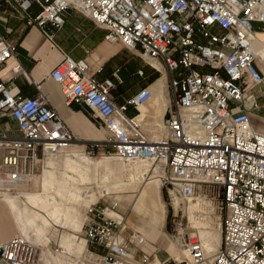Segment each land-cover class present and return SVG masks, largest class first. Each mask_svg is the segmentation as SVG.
Listing matches in <instances>:
<instances>
[{"label":"built area","instance_id":"built-area-1","mask_svg":"<svg viewBox=\"0 0 264 264\" xmlns=\"http://www.w3.org/2000/svg\"><path fill=\"white\" fill-rule=\"evenodd\" d=\"M7 1L51 39L49 26L60 29L68 10L81 11L107 30L108 43L122 44L157 71L158 65L166 68L172 101L164 134L155 131V140L141 119L127 114L129 105L137 109L153 98L148 87L119 106L110 94L114 81L90 75L84 60L65 57L51 77L66 105L83 103L98 114L106 131L101 143L113 147L118 159L150 162L162 174L170 201H190L203 188L220 199L222 240L212 260L201 240L187 235L182 246L191 260L180 263L264 264V133L254 128L249 112L235 107L248 87L264 81L253 49L255 24L264 25V0ZM33 3L40 7L34 17L27 14ZM15 54L16 46L0 32V68ZM11 72L19 74L21 66ZM12 87L11 79L0 81V113H10L18 128V136L0 137V191L10 194L77 141L43 95L16 98ZM251 99L260 109L257 97ZM96 205L86 211L85 252L75 264H150L154 252L142 248L148 239L138 232L127 235L125 216L114 211L117 203ZM45 253L51 260L65 254L58 246L43 251L20 234L0 243V264H42Z\"/></svg>","mask_w":264,"mask_h":264},{"label":"crops","instance_id":"crops-1","mask_svg":"<svg viewBox=\"0 0 264 264\" xmlns=\"http://www.w3.org/2000/svg\"><path fill=\"white\" fill-rule=\"evenodd\" d=\"M39 12L40 7L33 3L27 14L34 17ZM24 14L15 4L7 0H0V32L11 44L16 46L14 57L0 68V81L11 79L13 82L11 92L16 98L35 99L43 95L48 104L59 113L78 141L103 142L106 139V131L102 127L98 114L88 109L83 103L74 102L69 106L66 105L59 83L51 77L52 72L65 57L77 62L84 60L90 75L99 80L111 79L114 81L115 88L110 94L119 106L127 104L143 88L151 89L154 92L153 98L137 109L129 105L127 114L131 117H138L144 122L151 139L159 138L154 133L155 131L164 134V119L172 101L168 89L170 75L164 66L158 65L159 71H157L122 44L108 43L105 40L107 30L97 25L81 11L68 10L65 14V25L60 29L49 26V31L53 35L52 39L39 27L29 26L24 19ZM255 29L256 39L253 49L259 56L257 63L264 71V25L257 23ZM16 65L21 66V72L13 75L11 69ZM143 68L144 76L141 77L138 75V71ZM263 91L264 81L260 85L248 87L244 95V102L234 104H236V111L249 112L254 128L264 133V96L261 94ZM251 96L257 97L260 109L254 108ZM3 136L10 138L18 136L17 125L11 114L7 112L0 113V137ZM2 155L3 152L0 150V163ZM51 159L53 157L49 158L43 167L47 166ZM149 177L157 183L154 175L149 174L141 179V186L148 181ZM140 187L134 195L133 211L129 213L127 208H123L118 214L125 216L129 234L138 232L151 243V247L155 249L153 264H161L160 262L170 264L171 260L179 264L180 262L174 258L175 253L168 249L166 240L160 236L159 228H156L158 223L152 215V207L158 202L159 190L158 196L156 188H154L153 191L148 189L139 197ZM105 188L102 196L106 195L105 193L109 194V189ZM21 190L23 191L18 192L20 196L16 197L0 194V243L7 242L20 234L27 237L32 243H38L43 238L49 240L48 237L40 234L39 221L47 224L50 215L56 216V219L59 220V216L62 215V210L58 207L59 204L55 203V211L50 213L45 203L38 204V198L42 194L34 193L27 187ZM60 193L57 192V194ZM32 199L34 202H31ZM81 206L88 208L91 203L90 201H79L74 212H67L65 215L70 220V225L75 233L82 231L85 222L81 217L79 208ZM110 214L115 216L113 212ZM57 246L63 248L65 252L60 257L72 259L73 254L70 253V250L73 249L60 244ZM45 248L52 250L48 245ZM82 251H85V245ZM44 257V264H53L46 254ZM139 259L140 254H137V260Z\"/></svg>","mask_w":264,"mask_h":264},{"label":"rangeland","instance_id":"rangeland-1","mask_svg":"<svg viewBox=\"0 0 264 264\" xmlns=\"http://www.w3.org/2000/svg\"><path fill=\"white\" fill-rule=\"evenodd\" d=\"M153 170L150 162L128 163L119 160L114 154L113 147L108 144L77 140L65 153L53 157L47 166L40 168L25 185L31 189L30 191L42 194L38 198V204L45 203L50 213L55 211V203H58V207L62 210L59 220L56 219V216L50 215L47 224L39 221L40 234L48 237L49 240L43 238L35 244L43 251L47 245L52 250L59 244L69 247L73 249L70 250V253L73 254L72 259H64L55 255L51 257L52 263L75 264L78 258L84 255L85 251H82V248L85 241L82 231L76 233L73 231L70 220L65 216L67 212H74L79 201H90L91 205L97 204L104 207H111L113 203H117L114 210L116 213H120L123 208H127L130 213L133 211L134 195L141 186V179L153 174ZM105 187L109 189V194L102 196ZM143 187L145 192L148 189L153 191L156 188L157 196L159 190L158 202L152 207V215L158 223L156 228H159L160 236L166 240L168 249L175 253L174 258L179 262L191 260V256L188 250L182 246V242L184 236L196 235L203 242L205 249L207 251L206 247L210 249L206 253L211 256L210 260H212L213 253L220 247L222 240L221 221L225 209L221 205L220 199L210 190L203 188L190 201H170L166 188L161 184L160 177L157 183L148 182ZM57 192L61 193L57 194ZM0 194L10 197L20 196L19 193L10 194L4 191H0ZM73 195H75L74 198H72ZM33 199L31 202H34ZM79 208L81 217L85 221L88 208L83 206ZM142 216L144 215L142 214ZM129 233L130 231L127 230V235ZM142 248L147 252L155 251L149 241ZM45 254L47 257L49 256L48 253ZM45 257L43 254L42 264H44ZM154 259L152 258L150 264H153ZM160 263L162 264V262ZM169 263L176 264L174 260Z\"/></svg>","mask_w":264,"mask_h":264},{"label":"bare ground","instance_id":"bare-ground-1","mask_svg":"<svg viewBox=\"0 0 264 264\" xmlns=\"http://www.w3.org/2000/svg\"><path fill=\"white\" fill-rule=\"evenodd\" d=\"M120 160V159H119ZM142 161V160H141ZM124 162V161H123ZM137 162V161H136ZM145 162H147V161H145ZM134 163V162H133ZM153 175H154V177L158 180L159 179V177H160V180H161V177H162V174L160 173H158L157 171H155V170H153ZM32 179V178H31ZM152 183L153 182V179L150 177L149 179H148V181L146 182V183ZM146 183H143L144 185L146 184ZM144 185H142L141 187H140V189H139V197L140 196H142L144 193H145V188L143 187ZM24 187H26L25 185H23V186H21V188H19V193L21 192V191H23V190H21L22 188H24ZM194 199V198H193ZM192 200V199H191ZM201 240V239H200ZM202 242V241H201ZM202 244H203V242H202ZM203 247H204V244H203ZM207 249H208V251H210V249L208 248V247H206ZM204 249H205V247H204ZM205 251L208 253V251L205 249ZM190 254V253H189Z\"/></svg>","mask_w":264,"mask_h":264}]
</instances>
